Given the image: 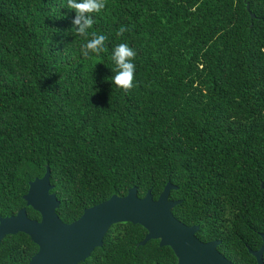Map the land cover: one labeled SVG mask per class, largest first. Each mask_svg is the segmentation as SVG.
I'll use <instances>...</instances> for the list:
<instances>
[{
	"label": "trees",
	"instance_id": "16d2710c",
	"mask_svg": "<svg viewBox=\"0 0 264 264\" xmlns=\"http://www.w3.org/2000/svg\"><path fill=\"white\" fill-rule=\"evenodd\" d=\"M74 16L66 0H0V216L27 207L40 219L24 195L46 165L63 222L132 186L156 199L169 182L171 211L198 225L196 239L246 254L241 223L264 220V0H105L89 32L107 50L89 57ZM119 43L137 53L127 92L105 79ZM227 221L240 223L233 235ZM145 235L111 224L79 264L176 263L157 240L138 246ZM37 250L7 235L0 264Z\"/></svg>",
	"mask_w": 264,
	"mask_h": 264
},
{
	"label": "water",
	"instance_id": "95a60500",
	"mask_svg": "<svg viewBox=\"0 0 264 264\" xmlns=\"http://www.w3.org/2000/svg\"><path fill=\"white\" fill-rule=\"evenodd\" d=\"M250 9V5L247 4ZM255 17L251 13V19ZM50 183V169L46 165L44 174L29 182L24 195L27 206L39 212L40 219L30 218L27 207L15 214L0 216V242L7 235L24 233L38 247L28 264H79L93 250L101 247L103 238L111 224L130 222L146 229L144 239L138 246L157 240L159 247H169L175 264H233L215 249L216 242L201 243L195 237L197 225H186L174 217L171 209L180 201L169 199L171 190L177 187L169 182L154 199L150 190L143 197L135 186L124 195L112 194L108 199L87 207L71 222H63L56 209L59 200ZM259 264H264L261 251Z\"/></svg>",
	"mask_w": 264,
	"mask_h": 264
},
{
	"label": "clouds",
	"instance_id": "9594fccd",
	"mask_svg": "<svg viewBox=\"0 0 264 264\" xmlns=\"http://www.w3.org/2000/svg\"><path fill=\"white\" fill-rule=\"evenodd\" d=\"M66 7L75 12L72 19V27L70 30L84 39L80 46L81 54L89 57L90 54L99 55L105 52L106 41L108 37L97 32H89L95 23L93 14L100 13L105 8V0H66ZM125 26H121L117 32V36H122L128 31ZM136 51L127 43L117 44L111 51V61L113 64L111 77L105 79L110 80L116 88L125 92L134 86L136 65L133 62L136 58Z\"/></svg>",
	"mask_w": 264,
	"mask_h": 264
},
{
	"label": "flooded vegetation",
	"instance_id": "af4514ba",
	"mask_svg": "<svg viewBox=\"0 0 264 264\" xmlns=\"http://www.w3.org/2000/svg\"><path fill=\"white\" fill-rule=\"evenodd\" d=\"M259 187L260 189L264 190V186L262 182H260ZM191 225H197V224H191ZM219 225L227 226L228 230H226L225 233H228V235H233V227L240 225V223L235 224L233 222L227 221ZM241 225H243L244 228L240 233L242 236L239 238V241L243 243L246 254H243L239 248H233V247H227L225 249L221 248L220 246L221 241L218 239H212L205 242L199 241L198 239L197 240L201 243H207L213 241L216 242L215 245L216 251H218L223 257H225L228 261H230L233 264H259L258 254H256V252H258L260 248L264 245V220L255 222L253 224L243 222L241 223ZM197 230H198V225H197ZM226 251L231 257H227L224 254V252ZM260 256L262 257L264 263V248L262 249Z\"/></svg>",
	"mask_w": 264,
	"mask_h": 264
}]
</instances>
